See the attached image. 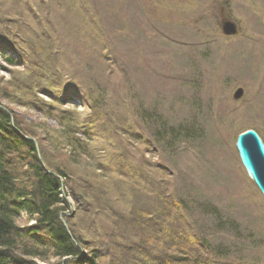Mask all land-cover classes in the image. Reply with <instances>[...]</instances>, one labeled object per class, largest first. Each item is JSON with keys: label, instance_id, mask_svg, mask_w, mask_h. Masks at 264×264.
Here are the masks:
<instances>
[{"label": "rangeland", "instance_id": "374dc122", "mask_svg": "<svg viewBox=\"0 0 264 264\" xmlns=\"http://www.w3.org/2000/svg\"><path fill=\"white\" fill-rule=\"evenodd\" d=\"M0 65V104L64 169L66 226L99 264H130L118 209L145 219L161 194L169 239L147 253L181 260V239L191 259L264 264V197L234 146L264 141V0H0Z\"/></svg>", "mask_w": 264, "mask_h": 264}, {"label": "trees", "instance_id": "16d2710c", "mask_svg": "<svg viewBox=\"0 0 264 264\" xmlns=\"http://www.w3.org/2000/svg\"><path fill=\"white\" fill-rule=\"evenodd\" d=\"M3 56V60L10 66L16 65L12 58ZM0 68L5 69L1 65ZM67 128H72L74 138L79 140L74 135L76 124L70 123ZM31 136V131L19 125L12 111L0 104V264H40L39 261L47 264H99V258L105 256L104 250L93 245L87 249L81 237L74 235L59 218L63 204L66 203L61 196L62 184L59 176L65 177L66 173L60 168L51 172L46 169L40 157L41 151ZM141 193V190L132 192V204L141 203ZM159 198L161 206L155 204L156 210L153 213L143 212L145 219L143 214L135 218L130 208L118 209L116 220L120 221L114 223L117 236L125 238L127 234L124 229L129 228L140 242H135L129 253V249L125 253L118 250L117 256L128 257L127 263L130 264H209L205 262L208 259L204 255L205 258H189L190 254L198 253L196 249L185 250L181 239L179 242L183 251H186L181 260L172 255L161 257L158 254L160 247L156 248L158 253L154 254L147 253L143 248L146 246L145 242L150 239H169L166 231L167 221L165 222L169 219L170 209L166 205L169 199L165 194H161ZM22 213L29 218L33 217L35 222L25 226L18 225L15 218ZM112 214L113 217L117 216L113 211ZM120 227L122 229L118 231ZM154 232L156 233L153 238ZM160 246L183 254L171 244L169 247L164 242ZM197 246L198 249L201 248L200 245ZM83 249L86 253L90 251V254L83 253Z\"/></svg>", "mask_w": 264, "mask_h": 264}, {"label": "water", "instance_id": "95a60500", "mask_svg": "<svg viewBox=\"0 0 264 264\" xmlns=\"http://www.w3.org/2000/svg\"><path fill=\"white\" fill-rule=\"evenodd\" d=\"M242 94L241 89L235 91V96ZM235 149L246 174L264 197V142L255 129L248 128L238 133L235 139ZM67 203L69 201L67 200ZM62 221L64 218L59 213ZM66 226V224H65ZM67 227V226H66Z\"/></svg>", "mask_w": 264, "mask_h": 264}, {"label": "bare ground", "instance_id": "6f19581e", "mask_svg": "<svg viewBox=\"0 0 264 264\" xmlns=\"http://www.w3.org/2000/svg\"><path fill=\"white\" fill-rule=\"evenodd\" d=\"M40 41H42V40H39V42ZM43 162V161H42ZM43 164V163H42ZM59 178H60V181H61V184H63L64 185V183H63V180H62V178L59 176ZM29 218V217H28ZM30 219V223H34L35 222V220H34V218L33 217H31V218H29ZM23 226H25V225H23Z\"/></svg>", "mask_w": 264, "mask_h": 264}]
</instances>
